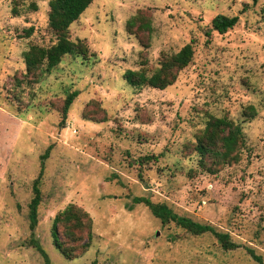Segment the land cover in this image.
Returning a JSON list of instances; mask_svg holds the SVG:
<instances>
[{
	"label": "rangeland",
	"instance_id": "obj_1",
	"mask_svg": "<svg viewBox=\"0 0 264 264\" xmlns=\"http://www.w3.org/2000/svg\"><path fill=\"white\" fill-rule=\"evenodd\" d=\"M49 1L0 0V264H46L31 238L51 264H264V0H93L67 31L86 55L26 76L23 52L56 41ZM217 14L238 22L220 34L210 30ZM187 43L190 61L165 88L124 78L129 69L152 74ZM213 118L241 127L228 156L220 143L197 149ZM134 197L208 224L236 247L162 223ZM69 204L92 222L89 246L70 259L52 238Z\"/></svg>",
	"mask_w": 264,
	"mask_h": 264
},
{
	"label": "trees",
	"instance_id": "obj_2",
	"mask_svg": "<svg viewBox=\"0 0 264 264\" xmlns=\"http://www.w3.org/2000/svg\"><path fill=\"white\" fill-rule=\"evenodd\" d=\"M92 1L93 0L49 1L48 24L56 35V41L47 47L33 44L23 52L26 76L33 75L37 78L43 73L49 72L61 61V58L64 55H86L88 51L87 46L79 39L76 41L69 39L67 31L69 25L78 19L80 14ZM237 22V15L228 16L217 14L211 20L210 30L223 34L233 28ZM32 29V27H29L25 30L26 37L31 35ZM207 34H209L208 31ZM191 56L192 46L190 43H187L177 53L162 60L161 65L154 70L152 74L148 75L143 70L129 69L124 73V78L130 85L135 87L148 85L163 89L175 81L177 71L190 61ZM76 95L77 91H72L66 95L62 107L63 119ZM248 109L250 112L249 115L253 117L256 113V109L253 106H249ZM202 136L204 140L199 142L197 147L199 153L206 154L211 152L212 148L220 143V146L223 148L222 155L228 156L238 149L237 145L241 139L242 133L239 124H233L231 121L224 118H213L207 123ZM46 155L47 152L42 155V159H44ZM42 170L43 163L38 177L33 182V196L28 204V216L30 219L29 228L31 230H33L37 224V207L41 201L39 183ZM133 202L144 203L151 213L156 218L160 219L162 223L172 221L194 234L210 232L216 236L223 249L228 250L236 247V244L229 240L228 234L218 232L208 224L199 223L189 217L180 216L173 212V210L166 204L154 203L144 197H134ZM58 225H61L62 227L63 241H61L58 236ZM52 228L53 246L65 258L70 259L72 257L73 250L76 246H80L82 252L89 246L92 228L91 218L85 210L75 204H69L63 210L58 212L54 218ZM84 231L86 238L83 239ZM65 242L74 244L67 246L65 245ZM30 243L44 257L45 263L51 264V261L42 246L33 238L30 239ZM249 253L254 256L256 260L260 261V258L255 256L252 250L249 249Z\"/></svg>",
	"mask_w": 264,
	"mask_h": 264
}]
</instances>
